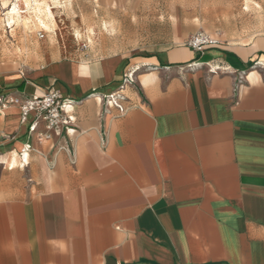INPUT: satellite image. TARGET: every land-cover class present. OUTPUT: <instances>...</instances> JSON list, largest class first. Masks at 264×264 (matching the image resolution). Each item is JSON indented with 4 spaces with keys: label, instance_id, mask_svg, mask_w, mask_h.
Here are the masks:
<instances>
[{
    "label": "crops",
    "instance_id": "crops-1",
    "mask_svg": "<svg viewBox=\"0 0 264 264\" xmlns=\"http://www.w3.org/2000/svg\"><path fill=\"white\" fill-rule=\"evenodd\" d=\"M140 1L137 54L0 71V264H264V0ZM50 88L71 124L39 140L1 104Z\"/></svg>",
    "mask_w": 264,
    "mask_h": 264
},
{
    "label": "rangeland",
    "instance_id": "rangeland-1",
    "mask_svg": "<svg viewBox=\"0 0 264 264\" xmlns=\"http://www.w3.org/2000/svg\"><path fill=\"white\" fill-rule=\"evenodd\" d=\"M37 1L41 6L34 11L35 4L30 0L28 24L24 27L12 10L18 3L26 6L29 0H0V71L43 63L90 48L100 54L133 48L134 55L142 47L133 43L137 38L141 40L147 33L159 32L152 23L158 14L127 12L130 0ZM45 3L52 9L51 18L44 11ZM134 4L143 5L140 0ZM190 7V3H184L181 24L185 36L196 30H192L189 19ZM171 14L174 15L171 12L168 15ZM39 19L46 28L40 26Z\"/></svg>",
    "mask_w": 264,
    "mask_h": 264
},
{
    "label": "built area",
    "instance_id": "built-area-1",
    "mask_svg": "<svg viewBox=\"0 0 264 264\" xmlns=\"http://www.w3.org/2000/svg\"><path fill=\"white\" fill-rule=\"evenodd\" d=\"M218 39L202 30H197L187 36L182 45L189 47L193 51L202 52L207 46L215 45ZM87 48L85 44L82 46ZM132 82V72L125 74L123 84ZM9 104L18 106L22 120H25L29 113L33 114V120L29 125V131L33 132L39 122H42L45 127V132L38 133L39 140H47L50 137V132L67 130L71 124V118L67 113L68 101L62 97L60 92L54 88L45 90L41 94H33L23 98H7L1 104L6 107ZM28 147V146H26ZM23 148L20 152H25Z\"/></svg>",
    "mask_w": 264,
    "mask_h": 264
},
{
    "label": "bare ground",
    "instance_id": "bare-ground-1",
    "mask_svg": "<svg viewBox=\"0 0 264 264\" xmlns=\"http://www.w3.org/2000/svg\"><path fill=\"white\" fill-rule=\"evenodd\" d=\"M34 4H35V7L33 6V9H34V11L36 10V11H38L39 9H40V4L38 3V1L37 0H31ZM47 1V0H46ZM51 1V0H50ZM53 1H55V0H53ZM52 1V2H53ZM23 2H25V1H23ZM49 3V2H48ZM33 4V5H34ZM25 5V4H24ZM31 5V2H30V0H29V3L26 5V6H21L20 5V3H18V4H16L15 5V9H13L12 11V13L13 14H15L18 18H19V20H21L22 21V25L24 26V27H26V25L28 24V22L26 21L27 19H28V17H26V15L29 13V9H30V6ZM13 8V7H12ZM43 8H44V11L46 12V14L50 17V16H52V9H51V7L48 5V4H46L45 3V5L43 6ZM11 12V11H10ZM35 13V12H34ZM10 14V13H9ZM45 17V16H44ZM33 18V17H32ZM37 19H38V17H36ZM51 18V17H50ZM11 19H12V17H11ZM53 19V18H52ZM37 21V20H36ZM39 21V24H40V26L41 27H43V28H46L47 27V25L43 22V21H40V19L38 20ZM10 22H11V20H10ZM9 22V23H10ZM35 23V22H34ZM30 25V24H29Z\"/></svg>",
    "mask_w": 264,
    "mask_h": 264
}]
</instances>
